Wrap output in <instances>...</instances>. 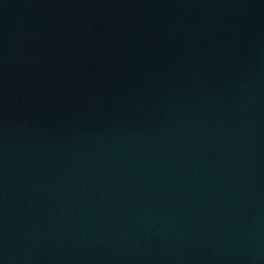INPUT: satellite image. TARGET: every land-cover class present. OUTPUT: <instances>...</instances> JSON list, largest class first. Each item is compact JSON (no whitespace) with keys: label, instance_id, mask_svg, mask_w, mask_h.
<instances>
[{"label":"water","instance_id":"water-1","mask_svg":"<svg viewBox=\"0 0 264 264\" xmlns=\"http://www.w3.org/2000/svg\"><path fill=\"white\" fill-rule=\"evenodd\" d=\"M0 264H264V0H0Z\"/></svg>","mask_w":264,"mask_h":264}]
</instances>
